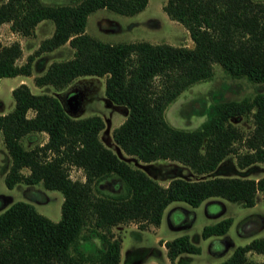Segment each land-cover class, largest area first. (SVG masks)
Listing matches in <instances>:
<instances>
[{
	"label": "trees",
	"instance_id": "trees-1",
	"mask_svg": "<svg viewBox=\"0 0 264 264\" xmlns=\"http://www.w3.org/2000/svg\"><path fill=\"white\" fill-rule=\"evenodd\" d=\"M146 3L78 0L48 5L40 0H5L0 4V24L9 23L12 32L30 36L42 20L51 21L53 30L19 65V43L0 42V78L29 76L36 56L67 43L72 56L50 62L33 77V84L61 90L80 76L104 77L107 101L127 110L111 130L115 145L141 162L182 164L196 178L157 183L103 145L99 133L104 122L99 115L72 118L55 96L34 94L20 83L10 91L13 108L0 114L2 143L10 159L3 182L7 188L39 183L59 191L62 201L57 221L23 201L0 212V264H119L121 238L111 228L128 223L141 230L156 227L173 201L197 207L218 197L252 207L259 192L264 206V176H210L217 168L226 171L230 155L240 170L264 163L263 90L238 100L214 99L206 107L205 119L191 130L173 127L164 117L166 107L183 90L212 77L213 64L232 79L264 84V2L166 0L162 11L187 31L191 48L146 41L108 43L84 32L88 14L97 9L132 16ZM245 115L252 120L247 134L231 123ZM40 133L46 135L41 145H22V138ZM71 167L80 169L83 180L70 178ZM108 178H115L122 192L101 191V182ZM230 224L226 217L204 225L200 236L224 235ZM163 246L170 262L179 254L199 252L184 234ZM247 252L264 253V234L235 246L217 264H264L248 259Z\"/></svg>",
	"mask_w": 264,
	"mask_h": 264
},
{
	"label": "rangeland",
	"instance_id": "rangeland-1",
	"mask_svg": "<svg viewBox=\"0 0 264 264\" xmlns=\"http://www.w3.org/2000/svg\"><path fill=\"white\" fill-rule=\"evenodd\" d=\"M4 1L0 0V4ZM40 1L43 4L56 5L78 0ZM165 1L147 0L145 7L132 16L97 9L88 14L84 32L94 39L108 43L146 41L152 44L167 43L191 48L193 44L187 31L178 22L170 20L162 11ZM255 1L264 2V0ZM52 30V22L42 20L36 24L30 36H23L12 32L9 29V23H2L0 24V42L4 45L13 41L19 43L21 54L16 60V64L19 65L25 62L26 56L38 47L42 39L50 36ZM71 56L72 49L65 43L52 51L42 52L36 56L31 62L29 76L0 78V114L7 113L13 108L10 91L18 84L24 83L34 94L47 93L55 96L64 112L72 118L99 115L104 122L100 132L101 140L105 146H108L110 142H113L111 130L122 122L127 110L107 101L103 93L104 77L80 76L61 90H55L51 86L36 87L33 84V77L41 74L50 62L65 60ZM212 69L213 75L209 80L192 84L166 107L164 117L171 126L187 130L194 129L205 119L206 107L214 99L238 100L252 96L257 89L264 91V84H251L246 80L232 79L217 64H213ZM31 114V112L27 113L28 116ZM231 123L243 134H247L252 129V120L248 115L231 120ZM45 137L46 135L41 133L36 134L33 140L25 136L21 139V143L25 148H29L41 143ZM118 149L121 154L118 158L130 167L142 170L161 185H165L172 178L185 180L196 178L188 167L177 162L167 160L141 162ZM225 160H227L224 164L226 171L223 172L217 168L210 176L224 174L246 178L264 176V163H256L250 168L240 170L234 165L233 156L230 155ZM9 164L10 159L0 133V212L16 201H23L31 204L38 213L52 221H57L60 217L62 201L60 192L44 189L39 183L33 185L18 183L12 188H7L3 178ZM77 170L75 167L69 169L70 178L79 179L81 171ZM101 183L100 190L103 192L111 194L122 192L115 178H108ZM261 197L262 194L258 192L252 207H243L240 203L229 202L218 197L207 198L197 207L189 206L182 201H173L163 210L160 224L156 227L148 225L141 230L134 223L113 226L111 228L113 234L121 238L119 264H167L165 252L159 247L161 240L183 234L187 235L190 243L199 250L195 254H182L183 264L220 263L231 254L235 246L243 245L264 234V206L261 203ZM226 217L231 218V224L224 235L207 238L200 236L203 225ZM157 237H159L158 240H156ZM248 259L264 262V255L251 252Z\"/></svg>",
	"mask_w": 264,
	"mask_h": 264
},
{
	"label": "crops",
	"instance_id": "crops-1",
	"mask_svg": "<svg viewBox=\"0 0 264 264\" xmlns=\"http://www.w3.org/2000/svg\"><path fill=\"white\" fill-rule=\"evenodd\" d=\"M101 132V131H100ZM41 134H44V133H41ZM35 135L36 134H34V135H29V139L30 140H33V138H35ZM45 135V134H44ZM99 138H100V140H101V136H100V133H99ZM45 140H46V137H45V139L41 142V143H38L39 145H41L43 142H45ZM101 142H102V140H101ZM103 143V142H102ZM103 145L105 146V144L103 143ZM107 148H109V149H111L115 154H116V156L118 157L119 155L121 156V154H119V149H118V147H117V145H115V143L114 142H110L109 143V145L108 146H106ZM25 170V169H24ZM77 171H79L80 172V169H78ZM27 172V170L26 171H23V173H26ZM79 180H83V175H82V173H80V177H79ZM18 184V183H17ZM102 184V183H101ZM16 185V184H15ZM14 185V186H15ZM166 185V184H165ZM169 205V204H168ZM162 217V216H161ZM161 221V220H160ZM160 224V223H159ZM212 224V223H211ZM207 225V224H206ZM204 226V225H203ZM177 236H179V235H177ZM158 238L159 237H157L156 238V240H158ZM172 239V238H171ZM167 240H170V239H167ZM164 241H166V239H162L161 240V243L159 244V247L160 248H162L163 250H164V252H165V248H164V246H163V242ZM158 242V241H157ZM250 253L251 252H247L246 253V257H250ZM182 254H185V253H182ZM182 254H179V255H177L176 257H175V259L173 260V261H169L168 259H167V257H166V260H167V264H183L182 263ZM263 255H264V253H263ZM155 264V263H154Z\"/></svg>",
	"mask_w": 264,
	"mask_h": 264
}]
</instances>
